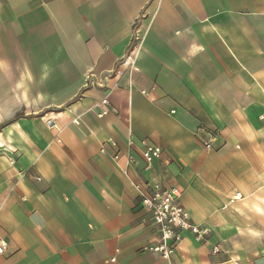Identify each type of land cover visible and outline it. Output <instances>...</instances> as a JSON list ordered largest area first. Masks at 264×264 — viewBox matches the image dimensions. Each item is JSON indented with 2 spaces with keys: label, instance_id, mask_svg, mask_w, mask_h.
I'll use <instances>...</instances> for the list:
<instances>
[{
  "label": "crops",
  "instance_id": "0c3cea01",
  "mask_svg": "<svg viewBox=\"0 0 264 264\" xmlns=\"http://www.w3.org/2000/svg\"><path fill=\"white\" fill-rule=\"evenodd\" d=\"M17 114L0 264H264V0H0V125ZM143 142L161 150L147 171ZM136 184L178 188L206 242L143 251Z\"/></svg>",
  "mask_w": 264,
  "mask_h": 264
},
{
  "label": "built area",
  "instance_id": "2783aa9c",
  "mask_svg": "<svg viewBox=\"0 0 264 264\" xmlns=\"http://www.w3.org/2000/svg\"><path fill=\"white\" fill-rule=\"evenodd\" d=\"M120 66H124L126 69L135 71L133 67V60H130L129 55L125 57ZM145 94L144 92H141ZM101 107L106 108L108 101L106 98L102 99L99 103ZM105 114L102 111L98 116ZM52 128L55 126L50 125ZM216 135L213 134L207 139L203 140L202 147L206 152L214 150V142ZM115 147V145H111ZM105 149L101 148L100 153L105 154ZM129 152V150H128ZM127 152V153H128ZM139 157L143 162V170L147 171L151 168L152 163L159 160L161 157V150L145 142L141 143V147L138 151ZM123 157L126 160V169L136 164V158L130 153L123 155L120 151H114L110 158L114 162H118ZM125 170V175L127 174ZM40 181L39 178H36ZM134 188L139 193V204L141 208L148 213L151 225L157 234L158 241L154 245H147L143 248V251H147L160 256L164 260H169L174 254L178 244L182 241L185 234H189L198 242L204 243L207 240L209 231L207 228L196 225L189 213L185 210L180 202L181 193L176 187L162 188L159 186L150 187L148 184H136ZM241 199L240 193H235L228 201V204H232ZM5 250V242L0 238V255ZM212 254H218L219 250L214 247L211 251Z\"/></svg>",
  "mask_w": 264,
  "mask_h": 264
},
{
  "label": "trees",
  "instance_id": "16d2710c",
  "mask_svg": "<svg viewBox=\"0 0 264 264\" xmlns=\"http://www.w3.org/2000/svg\"><path fill=\"white\" fill-rule=\"evenodd\" d=\"M19 117V115H15L11 120L7 121V122H4L0 125V129L3 128L4 126H6L7 124H9L10 122L16 120L17 118Z\"/></svg>",
  "mask_w": 264,
  "mask_h": 264
}]
</instances>
